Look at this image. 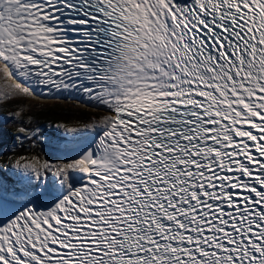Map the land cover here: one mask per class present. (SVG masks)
<instances>
[{
	"label": "snow or ice",
	"instance_id": "obj_1",
	"mask_svg": "<svg viewBox=\"0 0 264 264\" xmlns=\"http://www.w3.org/2000/svg\"><path fill=\"white\" fill-rule=\"evenodd\" d=\"M0 73L104 113L17 130L0 264H264V0H0Z\"/></svg>",
	"mask_w": 264,
	"mask_h": 264
},
{
	"label": "trees",
	"instance_id": "obj_2",
	"mask_svg": "<svg viewBox=\"0 0 264 264\" xmlns=\"http://www.w3.org/2000/svg\"><path fill=\"white\" fill-rule=\"evenodd\" d=\"M19 113V115H17ZM94 115L88 109L80 107L57 106L38 109L36 112H23L17 108L6 105V102L0 103V146L2 154L12 163L20 155H28L30 152H51L52 148L47 141L33 144L31 140H24L23 144L15 139L19 134L21 127L34 129L40 127L45 133L50 134L55 131L54 124L57 123H83L87 122ZM22 135V134H19ZM5 159L0 161V173H5L8 178L12 174L4 163Z\"/></svg>",
	"mask_w": 264,
	"mask_h": 264
},
{
	"label": "rangeland",
	"instance_id": "obj_3",
	"mask_svg": "<svg viewBox=\"0 0 264 264\" xmlns=\"http://www.w3.org/2000/svg\"><path fill=\"white\" fill-rule=\"evenodd\" d=\"M10 82V81H9ZM3 74L0 73V87H3ZM11 83V82H10ZM6 102V105L12 107V108H17L23 112H36L38 109H44L47 107H57V106H67L70 105L71 107H80L83 109L82 106H79L75 103H71V102H67V101H62V102H58V101H38L36 99L31 98L29 95H27L26 93H19L18 95L13 94L9 99L7 100H3L0 101V103ZM90 113H92L94 116L91 117V119L93 118H97L98 116H102L104 113L102 112H92L91 110H88ZM2 146H0V161L2 159H5V164L8 167V171L11 172L12 174L10 175V180H16L17 177L13 174L14 170L9 168V165L12 164L11 161H8L7 157L3 156V150H2ZM0 176L1 173H0ZM19 186V185H17Z\"/></svg>",
	"mask_w": 264,
	"mask_h": 264
}]
</instances>
